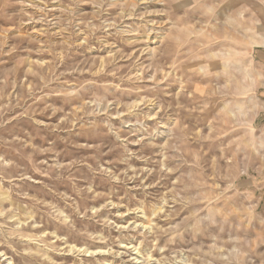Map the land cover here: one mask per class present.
<instances>
[{"label": "clouds", "instance_id": "obj_1", "mask_svg": "<svg viewBox=\"0 0 264 264\" xmlns=\"http://www.w3.org/2000/svg\"><path fill=\"white\" fill-rule=\"evenodd\" d=\"M252 49L264 0H0V264H264Z\"/></svg>", "mask_w": 264, "mask_h": 264}, {"label": "rangeland", "instance_id": "obj_2", "mask_svg": "<svg viewBox=\"0 0 264 264\" xmlns=\"http://www.w3.org/2000/svg\"><path fill=\"white\" fill-rule=\"evenodd\" d=\"M26 27H28L29 29L31 28L30 25H28ZM257 53H258V49H252V54L255 57V60L257 62H264V57H262L261 55H258ZM3 59L6 60V61H10L11 60L10 57H4ZM5 66H8V65H5ZM198 94H201V93L198 92ZM50 138L51 137H49V139ZM89 151L90 150H88V149H79V150H71L70 149L68 151V153H67V156L66 157H62V159L64 160L65 163H67V161L69 159L77 158V156H79L81 158L83 156H86L89 153ZM43 158L44 157H41V159H43ZM33 180L35 181V183L33 184V191H35V192H39L41 189H43V184L49 182V178L48 177L41 176L39 174H35L33 176ZM57 183H59V182H57ZM65 183L70 184L71 180L66 181ZM97 183H99V181H97ZM100 190H103V186H101ZM43 191L46 192L47 189H43ZM256 211L264 213V202H261V204L257 206ZM80 246H81L80 244H76L75 245L76 248H79ZM60 256L63 259L67 260V261H72L73 259H75L74 253L71 250L67 251V255L66 256L63 255V252L60 254ZM86 259H89V260H92V259L105 260V259H111V256L107 253V251H106V249H105L103 244L97 243V244L94 245V247L92 249L89 250V254L86 257Z\"/></svg>", "mask_w": 264, "mask_h": 264}]
</instances>
